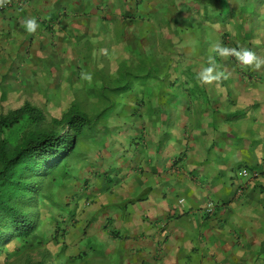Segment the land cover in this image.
<instances>
[{
    "label": "crops",
    "instance_id": "1",
    "mask_svg": "<svg viewBox=\"0 0 264 264\" xmlns=\"http://www.w3.org/2000/svg\"><path fill=\"white\" fill-rule=\"evenodd\" d=\"M21 1L20 13L37 6L49 18L39 37L55 43L53 58L63 45L96 42L105 23L169 75L168 94L139 100V119L113 120L109 140L94 138L83 157L87 229L100 244L110 239L105 256L117 254L118 264H264V66L244 68L215 51L220 44L264 58V0H105L104 14L99 6L83 13L86 0ZM12 6L0 35L18 24ZM60 13L64 18L53 20ZM195 25L200 33L190 29ZM36 48L38 64L47 49ZM210 56L229 76L201 85L197 73ZM243 170L255 177H242Z\"/></svg>",
    "mask_w": 264,
    "mask_h": 264
},
{
    "label": "rangeland",
    "instance_id": "2",
    "mask_svg": "<svg viewBox=\"0 0 264 264\" xmlns=\"http://www.w3.org/2000/svg\"><path fill=\"white\" fill-rule=\"evenodd\" d=\"M89 1L90 3L86 0L81 5L83 13L97 6L100 7L99 11L103 14L109 10H107L105 0ZM93 1L96 4L92 3ZM23 7L21 12L24 11ZM6 9L9 8L0 10V20L7 19L8 14L11 13ZM10 9L15 15L17 14L19 20L18 24L8 26L9 33L0 35L2 45L0 47V116L7 115L24 105H30L42 113L40 129L59 131L63 127H57L54 120H59L69 105L74 104L94 122L91 127L84 128L78 137L77 153L68 162L67 174L74 176L71 180V177H67L71 183L69 181L65 187H62L59 185L61 179L58 178L54 184H51L49 200L57 202V207L55 208L53 205L42 208L40 206L42 221L39 229L41 232L37 241L35 240L38 245L36 248H32L28 240L23 239L6 245L0 257V264H37L43 259L49 264H118L117 260L120 256L117 254H113L112 257L104 256L111 249L108 242L110 239L103 240L100 244L98 234L92 232L90 227L87 229L88 223L92 220L91 216L87 215L90 210L86 204V201L90 200V196L85 194L84 187L80 186L81 181L78 180V173L80 175L83 173L82 166L85 162L83 157H86L96 144L94 138L102 142L109 140L105 130L113 124V120L116 123L114 125H118L117 120L121 122L130 121L129 114H133L134 120H138L137 115L140 106L136 103L139 100L157 99V95L164 94L162 90L155 87L157 84L153 77L156 74H136L138 78L131 81L132 83L121 81V85L129 83L131 91L123 92L120 96H115V93H112L110 96L112 100H102L95 85H99L102 80L107 81V77L113 78L117 69L121 67L125 70H129L130 65L137 68L135 63L140 60V55L136 54L135 50L125 47V42L121 40L124 34L116 33L113 25L109 26L102 23L96 29L95 35L98 37L96 42L86 41L87 47L84 48L81 47L83 43L79 42L71 43L72 46L69 48L63 45V52L59 54V58L55 59L52 53L55 43L49 41L47 36L39 37V33L46 30V24L43 20H49L44 10L36 6L35 9H28L20 13L15 4ZM180 11L182 14L187 12L186 15L188 16V10L182 9ZM64 16L60 13L53 20L64 18ZM28 19H35L38 25L32 34L26 31L25 21ZM197 20L202 22L200 17H197ZM23 22L24 25H22ZM1 26L6 27V24L0 23ZM194 27L198 29V33L201 32L200 26L197 27V25L191 26L190 29L194 30ZM8 34L11 36L9 37ZM210 36L211 33L207 32L206 37L209 38ZM93 44L95 45L94 49ZM36 47L39 50L41 48L47 49L45 52H40L41 55L45 54L46 56L42 57L38 64H36L37 60L33 58ZM132 47L134 46L132 45ZM153 63L156 64L157 62L154 61ZM89 75L90 80L86 78ZM146 77L149 78L145 79ZM32 129L30 120L25 119L22 125L12 128V131L16 132L17 137H21ZM90 129L92 132H89ZM115 129L118 131V128ZM105 152L109 153L110 151L106 148ZM117 157L122 158V155ZM96 158L97 156L94 158L95 161ZM95 161L91 164L92 167L99 165ZM92 167L89 169L92 170ZM76 173L78 177H76ZM247 175L253 174L247 172ZM241 176L245 177L243 174ZM53 218L58 220L63 218L64 220L57 222ZM58 225L64 229L63 233L65 234L56 239L53 235L56 234L55 230ZM95 237L97 241L94 239ZM104 245H106L105 249H102ZM83 251H86L88 256L85 255V257L73 260Z\"/></svg>",
    "mask_w": 264,
    "mask_h": 264
},
{
    "label": "trees",
    "instance_id": "3",
    "mask_svg": "<svg viewBox=\"0 0 264 264\" xmlns=\"http://www.w3.org/2000/svg\"><path fill=\"white\" fill-rule=\"evenodd\" d=\"M154 61L140 59L135 63L137 68L130 65L129 70L123 67L117 69L113 78L107 77V81L102 80L100 84L98 82L99 85H95L96 91L102 100H112L110 97L112 93L120 96L123 92L131 91L129 83L121 85V81L131 82L138 78L136 74L153 73L156 74L153 77L157 84L155 87L168 94L163 85L166 84L169 75L157 73ZM159 75L163 82L157 83L155 78ZM168 96L164 95L163 98ZM25 119L30 120L33 129L17 137L12 128L22 125ZM41 121V111L30 105H24L7 115L0 116V257L4 246L11 245L17 240H28L30 246L36 248L38 245L36 241L41 232L40 206L57 207V202L49 200L51 184L60 178L59 185L65 187L74 177L67 174L68 162L77 153L78 137L84 128L91 127L94 122L74 104L69 105L59 120H54L57 127H63L59 131L40 129ZM67 177H71L70 180ZM53 220L63 222L64 219ZM57 227L56 234L53 235L56 239L65 234L62 227L59 225ZM85 255L88 256L87 252L83 251L73 260ZM37 264L49 262L43 259Z\"/></svg>",
    "mask_w": 264,
    "mask_h": 264
},
{
    "label": "clouds",
    "instance_id": "4",
    "mask_svg": "<svg viewBox=\"0 0 264 264\" xmlns=\"http://www.w3.org/2000/svg\"><path fill=\"white\" fill-rule=\"evenodd\" d=\"M18 4L19 6H23L24 2L21 0H5L0 6V10L4 8H9L10 6ZM25 27L29 34L35 32L36 28L38 27L37 22L35 19H28L25 21ZM216 53L224 58L227 59L228 57H234L241 67L244 68H251L252 70H259L262 66H264V58L257 56V54L250 50V49H236V48H229L225 46H221L220 44L215 45ZM207 67H203L200 72L197 73V81L201 85H212L214 83L219 84V82L223 79H228L229 74L218 70L219 65L216 63L214 57H209L207 60ZM87 79H91L90 75L86 76Z\"/></svg>",
    "mask_w": 264,
    "mask_h": 264
},
{
    "label": "built area",
    "instance_id": "5",
    "mask_svg": "<svg viewBox=\"0 0 264 264\" xmlns=\"http://www.w3.org/2000/svg\"><path fill=\"white\" fill-rule=\"evenodd\" d=\"M242 174H243L245 177L248 176V175H247V172H246L245 170L242 171ZM252 176H254V175H252ZM254 177H255V176H254ZM180 204L182 205V204H183V201H180Z\"/></svg>",
    "mask_w": 264,
    "mask_h": 264
}]
</instances>
